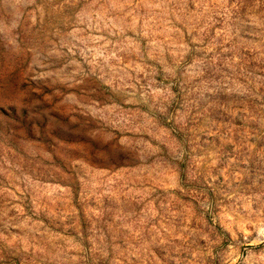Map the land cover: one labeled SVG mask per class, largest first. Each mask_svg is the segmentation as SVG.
<instances>
[{
	"label": "rangeland",
	"instance_id": "obj_1",
	"mask_svg": "<svg viewBox=\"0 0 264 264\" xmlns=\"http://www.w3.org/2000/svg\"><path fill=\"white\" fill-rule=\"evenodd\" d=\"M0 264H264V0H0Z\"/></svg>",
	"mask_w": 264,
	"mask_h": 264
}]
</instances>
